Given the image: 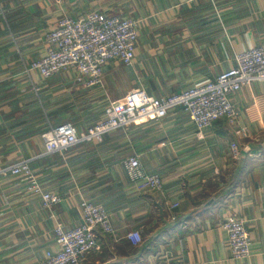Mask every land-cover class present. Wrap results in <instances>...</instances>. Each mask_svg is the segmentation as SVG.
Segmentation results:
<instances>
[{
  "label": "crops",
  "instance_id": "obj_1",
  "mask_svg": "<svg viewBox=\"0 0 264 264\" xmlns=\"http://www.w3.org/2000/svg\"><path fill=\"white\" fill-rule=\"evenodd\" d=\"M93 10L140 21L132 66L110 62L95 87L73 69L49 78L30 69L63 17ZM251 46L264 47V0H0V169L31 158L45 189L63 196L50 211L23 179L0 174V264H40L58 250L54 228L82 223L83 198L104 205L114 227L83 264H264V82L233 95L238 119L215 122L204 138L174 108L160 121L40 156L51 126L85 131L133 91L163 98L214 80ZM132 156L163 178L161 191L131 181ZM230 215L246 220L248 259L232 257L221 226ZM132 230L142 243L129 240Z\"/></svg>",
  "mask_w": 264,
  "mask_h": 264
},
{
  "label": "built area",
  "instance_id": "obj_2",
  "mask_svg": "<svg viewBox=\"0 0 264 264\" xmlns=\"http://www.w3.org/2000/svg\"><path fill=\"white\" fill-rule=\"evenodd\" d=\"M139 26L140 21L134 17L100 10L80 17L65 16L47 33L46 54L33 62L30 69L39 71L44 78L73 69L82 75L88 87L102 85L105 68L110 62L133 65ZM256 81L264 82V47L261 46L241 50L236 55L235 65L216 79L198 81L193 87L168 97L151 96L145 89L133 91L108 105L103 120L85 131L78 132L71 122L51 126L43 134L45 150L40 156L64 153L95 139L100 141L107 133L120 128L160 121L174 108L185 111L194 125L195 136L204 138L206 130L215 122L225 119L234 123L238 119L240 111L232 96ZM32 160L24 158L10 163L0 169V174L23 179L27 190L40 196L43 207L53 211L63 201V196L45 189L32 168ZM125 166L131 181L143 183L151 190L163 189V178L159 174L148 173L137 156L127 159ZM80 206L82 223L68 229L58 222L54 234L59 249L48 251L40 264H83L88 255L100 248L99 235L114 232L110 214L104 205L83 198ZM172 220H176L175 215H172ZM221 226L227 233L232 257L250 258L252 240L246 220L230 215L222 220ZM127 237L135 245L143 242L139 230L129 231ZM166 264L185 263L172 260Z\"/></svg>",
  "mask_w": 264,
  "mask_h": 264
}]
</instances>
